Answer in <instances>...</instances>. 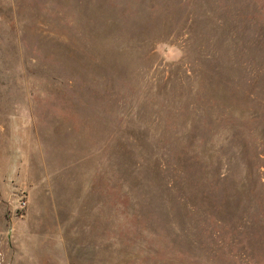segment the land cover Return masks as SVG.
Returning a JSON list of instances; mask_svg holds the SVG:
<instances>
[{
  "label": "rangeland",
  "instance_id": "374dc122",
  "mask_svg": "<svg viewBox=\"0 0 264 264\" xmlns=\"http://www.w3.org/2000/svg\"><path fill=\"white\" fill-rule=\"evenodd\" d=\"M0 264H264V0H0Z\"/></svg>",
  "mask_w": 264,
  "mask_h": 264
},
{
  "label": "built area",
  "instance_id": "2783aa9c",
  "mask_svg": "<svg viewBox=\"0 0 264 264\" xmlns=\"http://www.w3.org/2000/svg\"><path fill=\"white\" fill-rule=\"evenodd\" d=\"M26 207H27V200L23 198L21 200V203H20V208H21V211H22V215L24 214L23 211L26 209Z\"/></svg>",
  "mask_w": 264,
  "mask_h": 264
}]
</instances>
